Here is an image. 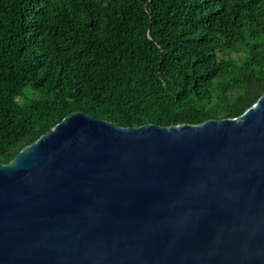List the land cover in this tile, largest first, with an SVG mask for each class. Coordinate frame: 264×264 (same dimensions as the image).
Returning <instances> with one entry per match:
<instances>
[{"label": "water", "instance_id": "95a60500", "mask_svg": "<svg viewBox=\"0 0 264 264\" xmlns=\"http://www.w3.org/2000/svg\"><path fill=\"white\" fill-rule=\"evenodd\" d=\"M0 264H264V91L199 123L64 116L0 162Z\"/></svg>", "mask_w": 264, "mask_h": 264}, {"label": "trees", "instance_id": "16d2710c", "mask_svg": "<svg viewBox=\"0 0 264 264\" xmlns=\"http://www.w3.org/2000/svg\"><path fill=\"white\" fill-rule=\"evenodd\" d=\"M264 91V0H0V162L64 116L235 117Z\"/></svg>", "mask_w": 264, "mask_h": 264}]
</instances>
